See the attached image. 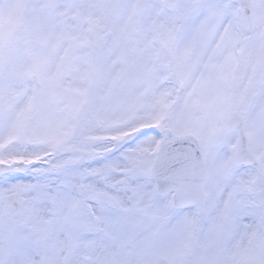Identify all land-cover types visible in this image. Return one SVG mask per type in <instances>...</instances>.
<instances>
[{"label":"snow or ice","instance_id":"snow-or-ice-1","mask_svg":"<svg viewBox=\"0 0 264 264\" xmlns=\"http://www.w3.org/2000/svg\"><path fill=\"white\" fill-rule=\"evenodd\" d=\"M0 264H264V0H0Z\"/></svg>","mask_w":264,"mask_h":264}]
</instances>
